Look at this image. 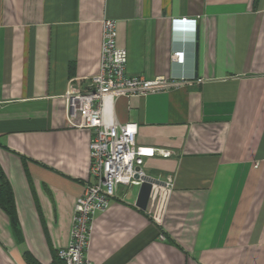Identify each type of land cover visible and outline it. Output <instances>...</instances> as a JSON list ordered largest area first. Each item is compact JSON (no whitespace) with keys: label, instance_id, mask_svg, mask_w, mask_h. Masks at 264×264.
<instances>
[{"label":"crops","instance_id":"crops-1","mask_svg":"<svg viewBox=\"0 0 264 264\" xmlns=\"http://www.w3.org/2000/svg\"><path fill=\"white\" fill-rule=\"evenodd\" d=\"M104 19L129 76L173 81L115 97V120L136 125L137 146L173 155L144 159L162 183L144 210L139 187H117L94 216L88 261L264 264V0H0V169L13 208L0 206V264H54L69 244L92 131L69 123L63 95L98 74Z\"/></svg>","mask_w":264,"mask_h":264},{"label":"built area","instance_id":"built-area-1","mask_svg":"<svg viewBox=\"0 0 264 264\" xmlns=\"http://www.w3.org/2000/svg\"><path fill=\"white\" fill-rule=\"evenodd\" d=\"M182 21H186L185 18ZM116 23L111 19L102 22L100 67L97 75L88 79V88L80 91L70 80L63 95L69 123L79 120L78 127L92 131L89 144L90 177L76 199L66 248L57 252L63 264H91L87 258L93 219L105 212L116 195L118 186L140 187L145 175L141 170L145 158H169L171 151L139 147L135 143L137 127L132 123L119 124L113 115V99L123 96L147 95L167 90L170 84L162 78L145 79L129 76L126 72L127 52L116 44ZM172 60L183 64L184 53H173ZM108 107V115L106 108ZM139 169V170H138ZM173 187L169 179L163 188ZM160 239L164 238L160 236Z\"/></svg>","mask_w":264,"mask_h":264},{"label":"water","instance_id":"water-1","mask_svg":"<svg viewBox=\"0 0 264 264\" xmlns=\"http://www.w3.org/2000/svg\"><path fill=\"white\" fill-rule=\"evenodd\" d=\"M139 170V169H138ZM162 183L159 181L144 178V183L139 187V194L136 202V206L144 210L147 207V204L154 193L155 189H158Z\"/></svg>","mask_w":264,"mask_h":264},{"label":"trees","instance_id":"trees-1","mask_svg":"<svg viewBox=\"0 0 264 264\" xmlns=\"http://www.w3.org/2000/svg\"><path fill=\"white\" fill-rule=\"evenodd\" d=\"M0 206L5 210V212L11 216L13 213V208H12V202L10 199V195L7 189L6 181L4 179V175L0 169ZM28 259V258H25ZM27 261V264H37L35 261ZM54 264H63V262L57 257L55 258V263Z\"/></svg>","mask_w":264,"mask_h":264}]
</instances>
